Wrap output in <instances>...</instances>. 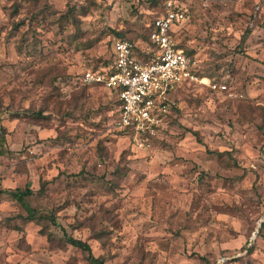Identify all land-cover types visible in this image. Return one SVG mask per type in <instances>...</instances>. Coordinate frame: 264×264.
Here are the masks:
<instances>
[{"label": "rangeland", "instance_id": "rangeland-1", "mask_svg": "<svg viewBox=\"0 0 264 264\" xmlns=\"http://www.w3.org/2000/svg\"><path fill=\"white\" fill-rule=\"evenodd\" d=\"M168 1L0 0V264H87L68 237L107 264H264V0H172L204 80L149 146L82 80L121 36L150 46Z\"/></svg>", "mask_w": 264, "mask_h": 264}, {"label": "built area", "instance_id": "built-area-1", "mask_svg": "<svg viewBox=\"0 0 264 264\" xmlns=\"http://www.w3.org/2000/svg\"><path fill=\"white\" fill-rule=\"evenodd\" d=\"M185 14L174 1H168L165 12L152 20L148 58H138L132 41L117 39L113 43V66L83 74L84 83L116 92L119 114L113 121L114 129L126 131L136 145L149 146L163 131L178 106L173 92L204 80L196 71V61L179 47L173 35V26L185 20Z\"/></svg>", "mask_w": 264, "mask_h": 264}, {"label": "trees", "instance_id": "trees-1", "mask_svg": "<svg viewBox=\"0 0 264 264\" xmlns=\"http://www.w3.org/2000/svg\"><path fill=\"white\" fill-rule=\"evenodd\" d=\"M148 26H149L148 41H150L149 40L150 34L154 30V26H153L152 22ZM117 39H127V40H129L125 36H121V38H117ZM113 43H114V41H112V43L110 45L112 48H113ZM180 47H181V45H180ZM135 51H136V54H137L138 58L143 59L141 57L142 56L141 51L138 52L137 49H136V46H135ZM118 105H119V102L117 103V107H118ZM114 113H115V116H114V119H115V118L118 117L119 112L117 111V112H114ZM172 114H173V112L169 115V117ZM1 129L3 130L4 127H1ZM117 132L120 133V134L128 136V133L126 131H124V132L117 131ZM5 141H6L5 134H4V132H1L0 133V145H1V148L4 147ZM0 154H3V149H0ZM10 194L18 203H20L26 209V211L28 212V215H27L28 218L33 219V218H35L37 216V210L34 207H32L30 205V203L27 201V197L28 196H35L37 194L34 190H32L29 187H27L25 189L16 188L15 190L11 191ZM67 240H68V242L70 244H72L75 247H77V248H79V249H81V250H83V251L88 253V255H87V264H107L103 257L94 255V253L92 251V247L87 241H84V240H81V239H77V238H74V237H68Z\"/></svg>", "mask_w": 264, "mask_h": 264}, {"label": "crops", "instance_id": "crops-1", "mask_svg": "<svg viewBox=\"0 0 264 264\" xmlns=\"http://www.w3.org/2000/svg\"><path fill=\"white\" fill-rule=\"evenodd\" d=\"M178 23H180V22H177L174 26H173V35H174V38H175V40H176V42L178 43V45H179V47H180V43H179V41L176 39V36H175V29H174V27L175 26H178ZM136 46V45H135ZM151 46V45H150ZM148 44L146 45V47H143V48H141V53H142V58H147L148 57V54H149V52L151 51V47H150ZM181 48H183L182 46H181ZM184 49V48H183ZM112 60V62H111V65L110 66H108V67H105V68H111L112 66H113V58L111 59ZM97 69V68H96ZM98 86H100V85H98ZM113 92V91H112ZM114 95L116 96L115 98H116V100L118 101V97H117V94H116V92H114ZM113 98V97H112ZM169 119V118H168ZM167 122H168V120H167ZM166 122V123H167Z\"/></svg>", "mask_w": 264, "mask_h": 264}]
</instances>
